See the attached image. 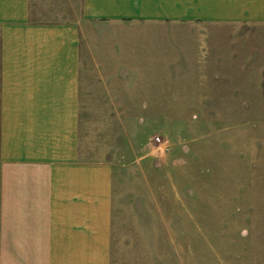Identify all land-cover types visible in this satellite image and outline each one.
<instances>
[{"label": "crops", "instance_id": "0c3cea01", "mask_svg": "<svg viewBox=\"0 0 264 264\" xmlns=\"http://www.w3.org/2000/svg\"><path fill=\"white\" fill-rule=\"evenodd\" d=\"M251 26L264 0H0V264H116L115 169L81 111L214 108Z\"/></svg>", "mask_w": 264, "mask_h": 264}, {"label": "rangeland", "instance_id": "374dc122", "mask_svg": "<svg viewBox=\"0 0 264 264\" xmlns=\"http://www.w3.org/2000/svg\"><path fill=\"white\" fill-rule=\"evenodd\" d=\"M245 30L252 57L203 86L220 92L212 109L81 111L92 158L115 169L116 264H264V28ZM155 136L160 161L145 155Z\"/></svg>", "mask_w": 264, "mask_h": 264}, {"label": "clouds", "instance_id": "9594fccd", "mask_svg": "<svg viewBox=\"0 0 264 264\" xmlns=\"http://www.w3.org/2000/svg\"><path fill=\"white\" fill-rule=\"evenodd\" d=\"M195 118L196 117L194 115L193 119ZM154 140L156 141V143L159 144V146H156V143H154ZM168 146H169V141L167 140V138L163 141H160L159 136L150 137L148 144L145 145V155L157 161L163 160L166 157ZM185 151H187V148H185ZM248 233H249V230L247 227H244L240 231L241 237H247Z\"/></svg>", "mask_w": 264, "mask_h": 264}]
</instances>
